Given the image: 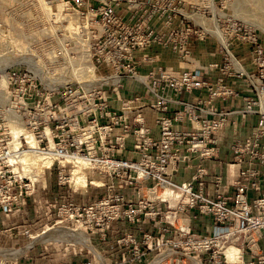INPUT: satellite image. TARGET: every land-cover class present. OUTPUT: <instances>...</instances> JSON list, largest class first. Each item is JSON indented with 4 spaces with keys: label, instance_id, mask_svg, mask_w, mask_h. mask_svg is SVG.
Returning a JSON list of instances; mask_svg holds the SVG:
<instances>
[{
    "label": "built area",
    "instance_id": "obj_1",
    "mask_svg": "<svg viewBox=\"0 0 264 264\" xmlns=\"http://www.w3.org/2000/svg\"><path fill=\"white\" fill-rule=\"evenodd\" d=\"M61 1L71 12L63 17V22L69 23L64 28H83L87 33L81 38L82 44H87L88 48L86 78L93 77L81 81L76 88L68 84V89L60 84L55 88L54 94H58L60 99L68 95L78 97L81 104L75 109L80 113L81 122L77 120L78 138L70 143H54L59 137L58 129H64L60 125L65 118L64 112L72 108L50 104L62 114L57 117L50 115V119L43 121L50 127L55 124L56 130L51 128L54 135L47 137V142L44 138H35L37 146L41 151L61 150L64 153L56 155L43 168H50L57 160L59 182L75 190L84 188L82 183L74 180V170L71 175L67 172V163L71 161L80 169L90 168L96 173L109 175L112 180L110 188H116L113 177L125 178L129 186L144 183L145 196L139 210L125 193L116 191L86 208L80 204L76 206L73 201L64 202L59 207V214L71 209L74 212L86 209L87 213L91 210L92 215L87 220H84L82 212L77 222L87 223V228L94 230L95 225H104L101 223L104 221L103 214L107 223L126 217L134 221L141 207L151 208L153 202L159 200L181 211L179 216H183L179 219L174 220L178 212L173 215L172 224L177 221L178 225L174 226L178 230L189 232L187 223L196 217L190 211L198 209L203 215L212 217L216 239L231 237L238 241L243 238L253 252L262 249L264 38L257 28L235 16L225 13L224 16L221 10L215 12L211 7L215 0ZM215 15L219 30L214 28ZM208 38L217 44L218 63L189 66L175 72L159 64L156 55H136L138 50L158 45L173 51L180 61L191 64L194 62L195 41ZM238 45L249 47L250 66L238 51ZM142 67L149 69L143 72ZM126 80L139 84L144 91L124 96ZM241 83L244 89L237 87ZM195 91H206V96H197L192 100L180 97ZM113 95L120 101L119 109L111 106ZM231 103L234 107L230 108L228 104ZM171 105H178L179 108L171 111ZM145 108L156 112L157 136L146 122ZM249 115L257 116L255 126L246 136L235 138L231 144L233 159L230 163L239 167L232 183L226 181L223 171H210L203 165H198L190 180L179 183L174 179L184 161L196 156L202 161L215 159L224 131L236 122L232 121V117L246 118ZM130 140L132 145L129 148ZM18 151L12 147L0 153V206L5 212L20 207L25 201L23 196L36 187L35 181L26 178L17 168V172L7 168L8 163L14 164L11 160L17 161ZM70 156H80L87 163L76 164ZM21 171L24 172V168ZM149 182L153 184L146 187ZM208 182L212 185L209 192ZM158 191L162 194L159 195ZM55 204H58L57 200ZM96 209H101L102 216L94 214ZM160 212L153 213L158 215ZM145 214L150 216L148 211ZM102 238H106L105 233ZM241 250L236 248V254Z\"/></svg>",
    "mask_w": 264,
    "mask_h": 264
},
{
    "label": "rangeland",
    "instance_id": "obj_2",
    "mask_svg": "<svg viewBox=\"0 0 264 264\" xmlns=\"http://www.w3.org/2000/svg\"><path fill=\"white\" fill-rule=\"evenodd\" d=\"M215 4V12L221 10L223 15L225 13L242 19L257 28L264 38V0H215ZM64 5L61 0H0V153L6 152L12 147L19 149L17 161L11 160L14 164L8 163L7 168L14 169L16 172L17 168L26 178L35 181V189L23 196L25 201L22 205L28 203V198L36 192L38 184L45 185L51 182L53 185L54 179L59 184L61 183L57 175V160L47 169L38 165L36 161L28 164L20 161L22 152L29 147L27 138L24 137L25 134H21L20 131L25 129L37 140L44 138L47 142V137L54 135V132L51 133V128L53 130L56 128L55 124L50 127L43 121L50 119V115L57 117L58 114H62L57 107H54L57 109L54 110L50 106V104H61L62 108L69 106L72 109L64 112L65 118L60 123L64 129H58L59 137L54 143L74 141L79 134L77 120L81 122L80 113L75 108L81 104V101L78 97L71 95L60 99L58 94H54L55 88L59 84L64 89H68L67 84L76 88L81 85V81H87L93 77L86 78L88 65L85 62L88 58L86 53L88 48L87 44H82L81 38L86 37L87 33L83 28L82 30L73 29V26L64 28L69 23L63 22V17L68 12L71 13ZM89 68L92 69L91 66ZM86 103L87 101L82 104ZM16 132L20 135L15 140ZM17 141L19 143L16 146ZM20 142L23 148H20ZM22 168H24V172L21 171ZM78 168L80 169L71 161L67 163V172L70 175L73 170ZM80 170L85 172L87 178L85 183H77L84 185L89 196L96 193L100 196L89 203H82L73 199H60L62 191L58 190L59 194L56 199L48 204L51 209L55 210L53 212L55 218L51 223L35 229L32 226L31 229L17 228L14 232H18L19 237L24 238L26 245L6 246L1 242L0 264H17L20 259L28 257L30 246L48 242L49 244L61 243L69 246L80 243L77 245H84L86 249L91 248L96 255L92 259L83 261H90L91 264H111L107 256L109 254L107 251L111 250H116L119 253L116 264H264L263 247L259 251L254 250L256 252H253L250 245L247 244V240L243 238L238 241H234L231 237L216 239L213 235L214 229L206 231L203 224L192 223V220H196L200 214H203L198 209L190 211V214L196 217L192 218L190 215L192 220L187 223L190 228L189 232L178 230L174 226L178 225V222L172 223L183 216H179L181 211L178 212L159 200L153 202L151 208L143 209L141 207V211L134 221H130L126 217L107 223L104 214L102 216L101 209H96L94 214L97 217L102 216L104 221L101 223L104 225H95L94 230L88 229L87 223L83 225L77 222V217L83 212L84 220H87L92 215L91 210L87 213L86 209L76 212L71 209L69 212L59 214L61 204L73 201L77 204L74 205L79 206L78 204H80L85 207L94 204L99 199L112 196L116 191L127 194L128 192L124 190L132 188L134 190L129 193L131 192L133 196L127 195L126 197L139 210L145 196L143 192L145 185L138 183L136 186H129L125 183V178L113 177V182L116 184L114 189L110 188L111 178V182L108 183V178L106 181L98 179L94 176L97 173L90 168ZM152 184L153 182L146 183V187ZM63 186H68V190L71 188L68 184ZM158 194L161 195L162 191H158ZM89 196L82 194L79 198L84 202ZM56 200L58 204H55ZM20 207L15 208L12 212H5L0 206L6 214L16 213ZM146 211L150 212L149 217L146 216ZM156 211L161 212L154 215L153 212ZM175 212L178 213L173 220ZM165 215L169 217L166 218ZM144 221L149 222L148 228H145ZM116 222H118L117 225ZM114 227V231L118 234L114 242L110 243L108 235ZM9 228L5 224L3 230L7 231ZM103 233L106 234L105 239L102 238ZM140 234H142L141 237ZM146 235L150 237L147 238ZM92 237L95 239L91 240ZM92 243L99 251L94 250ZM231 246L242 250L235 253V257H229L225 250Z\"/></svg>",
    "mask_w": 264,
    "mask_h": 264
},
{
    "label": "crops",
    "instance_id": "obj_3",
    "mask_svg": "<svg viewBox=\"0 0 264 264\" xmlns=\"http://www.w3.org/2000/svg\"><path fill=\"white\" fill-rule=\"evenodd\" d=\"M237 49L241 52L246 59L245 62L248 66H250L249 57L250 51L249 47L246 45H238ZM143 53H149L152 55H156L158 57V63L162 64L168 69H171L175 72H180L187 67H196L200 65H206L209 63H218L220 61V55L218 52V47L216 42L213 39H205V40H196L195 41V49H194V62L191 64L185 63L180 61L177 58V55L171 51L170 49H163L158 45H153L150 48L144 51H136V55H141ZM149 67H142L141 71L146 72ZM213 75L215 72L212 73ZM125 90L124 96H129L133 92H143L144 90L142 87L134 83L132 80H126L125 82ZM238 88L244 89L245 86L243 83L237 85ZM247 90H244L246 93ZM197 96H206V91H195L192 94L185 93L181 95V98L184 99H193ZM241 103V102H240ZM111 106L113 108L119 109L120 108V101L115 98L113 95L111 98ZM228 106L234 107V105L228 104ZM227 106V107H228ZM171 111H175L179 108L178 105H171ZM144 115L146 118L147 124L153 129V134L155 136L158 135V127L155 122L156 112L152 111L149 108L144 109ZM236 120V122H232L230 126L226 128L224 131V135L221 138L220 143V150L212 160H200L199 157H194L190 161H184L180 164L179 170L175 173L174 179L177 182H183L186 180H190L193 174L196 172L198 165H203L208 167L210 171L217 170L223 171L225 174V179L227 182L232 183L235 177H237L239 167L236 165L231 164L233 152L231 150V144L233 143L234 139L237 137H244L246 136L251 129L255 126L257 122L256 115H249L246 118H241L239 116H233L232 121ZM129 148L132 145V140L128 142ZM96 176L98 179L106 181L108 178V183L110 181V177L105 173H97ZM111 182V181H110ZM54 188V189H53ZM68 186H63L57 182L56 179L53 180V185L51 182H48L45 185L38 184L36 188V192L30 196L27 200L28 203H24L16 213H9L6 214L0 208V243H4V245H21L25 244L24 238L19 237V233H15L14 231L17 228H30L31 226L34 227L33 229L43 226L45 224L51 223V221L55 218L53 212L54 209H51L48 204L53 199H56L57 194H59L58 190L62 191V196H59L60 199H73L76 202L82 203H89L92 200L96 199L100 195L97 193L92 196H89L86 192L87 189L83 187L80 189H69ZM212 185L211 183H207V192L211 191ZM134 190L132 188H127L124 191L128 193L126 195L133 196L132 193L130 194L129 191ZM85 194L89 196L86 201H82L79 197ZM253 194V193H252ZM63 197V198H62ZM77 197V198H76ZM85 199V198H84ZM199 222V224H203L206 231H212L214 229V221L211 216L200 214L196 220H192V223ZM115 223V222H114ZM118 222H116L117 225ZM145 223V228H148L147 221ZM142 223V225H143ZM7 224L10 227L7 231L3 230L4 225ZM116 225H114L116 227ZM196 225V224H195ZM113 231L109 233L108 240L110 243L114 242L118 232ZM118 227V226H117ZM10 230V231H9ZM8 232V233H6ZM142 234H140L141 237ZM139 237V238H140ZM95 238L92 237L91 240ZM97 243L95 242V245ZM26 245V244H25ZM93 245V243H92ZM94 250H97L93 245ZM262 247L264 249V238L262 240ZM98 249H100L98 247ZM29 253L28 257L20 259L17 264H58V263H65V264H79L85 260L92 259L96 253L91 249L79 245H66L61 243H36L33 244L28 248ZM27 250V251H28ZM99 251V250H97ZM109 254L108 260L111 264H116L117 259L119 258V253L116 250L107 251ZM106 254V253H105Z\"/></svg>",
    "mask_w": 264,
    "mask_h": 264
},
{
    "label": "bare ground",
    "instance_id": "obj_4",
    "mask_svg": "<svg viewBox=\"0 0 264 264\" xmlns=\"http://www.w3.org/2000/svg\"><path fill=\"white\" fill-rule=\"evenodd\" d=\"M211 7L213 8V10L215 11V7L214 5L212 4ZM216 15L214 16L213 20H214V28L216 30H219V25L215 22L216 19ZM264 28V26H263ZM219 33V31H216ZM92 72V71H91ZM90 72V73H91ZM92 74V73H91ZM24 128V127H23ZM20 129V128H19ZM17 133V132H16ZM21 134H25L24 137L27 138V141H28V144H29V147L27 150H24V152H22L21 154V160L24 164H28L30 162H34L36 161L38 165H48L52 162V159L56 156V155H59V154H62L64 153L63 151L61 150H57L56 152H53L52 151H41L38 149V146H37V140L35 139V137L31 134V133H28L25 129L21 130L20 131ZM14 134V133H13ZM20 134L17 133L15 136V140L16 138L19 136ZM19 140V139H17ZM19 141L16 142V146L18 145ZM69 157V156H67ZM70 158H72L74 160L75 163L77 164H85L87 163V160L84 159V158H81L80 156H70ZM74 174H76V176H74ZM73 178L74 180H76V182H86V174L83 170H80L79 168L78 169H75L73 171ZM55 229V228H54ZM55 232V231H54ZM53 236V235H52ZM55 236V235H54ZM36 237V236H35ZM60 238V237H59ZM56 239V238H55ZM60 240V239H59ZM46 241V240H45ZM44 241V242H45ZM87 241V240H86ZM41 242V241H40ZM86 243V242H85ZM7 253V252H6ZM14 253V252H13ZM227 253L229 255V257L233 256L235 257V253H236V248L235 247H228L227 249ZM4 254V253H3ZM20 254V253H19ZM238 259V258H237Z\"/></svg>",
    "mask_w": 264,
    "mask_h": 264
}]
</instances>
